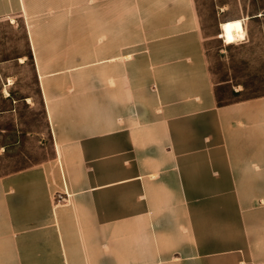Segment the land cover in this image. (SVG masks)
I'll return each instance as SVG.
<instances>
[{"label": "rangeland", "instance_id": "1", "mask_svg": "<svg viewBox=\"0 0 264 264\" xmlns=\"http://www.w3.org/2000/svg\"><path fill=\"white\" fill-rule=\"evenodd\" d=\"M176 1L189 26L191 1ZM0 2L17 10L0 17V178L60 177L64 264H215L263 246V187L213 186L210 172L180 169L163 130H141L145 109L159 115L155 88L140 91L122 50L164 40L173 0ZM192 2L219 101L264 97V0Z\"/></svg>", "mask_w": 264, "mask_h": 264}, {"label": "crops", "instance_id": "2", "mask_svg": "<svg viewBox=\"0 0 264 264\" xmlns=\"http://www.w3.org/2000/svg\"><path fill=\"white\" fill-rule=\"evenodd\" d=\"M190 1L188 19L192 17L193 22L189 26L173 0L166 21L159 24L165 27L164 40L154 48L152 44L148 53L145 49L125 52L123 47V57L131 58V75L141 76L140 91L152 96V86L155 88L150 108L159 109V115L143 109L141 130L151 127L154 137L156 131L163 130L169 153L181 156L180 169L210 172L213 186L264 188V97L226 104L219 101L197 12ZM15 8L0 2V17L17 12ZM138 65L145 67L138 69ZM140 106L146 107L143 102ZM154 122L157 125L153 126ZM56 153L61 154L57 143ZM60 187V177H51L46 168L0 178V264L65 263L62 233L56 227L59 214L54 212L52 199ZM255 200L264 203V194ZM234 201L252 202L254 197L239 195ZM260 213L264 214L263 210ZM252 245L231 249L228 260H216L215 264H264V243ZM248 251L254 261L245 259Z\"/></svg>", "mask_w": 264, "mask_h": 264}]
</instances>
